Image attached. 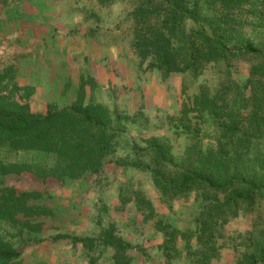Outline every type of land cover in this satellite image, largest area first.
Returning a JSON list of instances; mask_svg holds the SVG:
<instances>
[{
	"label": "rangeland",
	"instance_id": "obj_1",
	"mask_svg": "<svg viewBox=\"0 0 264 264\" xmlns=\"http://www.w3.org/2000/svg\"><path fill=\"white\" fill-rule=\"evenodd\" d=\"M181 2L224 29L233 40L229 51L247 44L264 48V0ZM136 7L135 0H0V97L6 106L46 113L100 105L112 137L95 173L4 177L6 187L31 196L25 207L34 212L0 220V236L23 251L5 264H247L252 253L258 259L264 192L234 215L210 216V205L244 189L220 193L203 184L161 190L148 170L155 164L148 147L164 151L165 183L178 184L179 170L203 165L264 184V68L245 57L198 61L180 71L182 58L175 57L179 67L161 72L151 50L143 59L134 46L136 31L145 28L134 21ZM150 11L144 20L163 19L172 45L189 34L204 55L192 21L173 20L158 7ZM9 161L52 159L19 152ZM108 230L127 245L124 252L101 243ZM56 236L91 241L84 246L70 238L53 241Z\"/></svg>",
	"mask_w": 264,
	"mask_h": 264
},
{
	"label": "trees",
	"instance_id": "obj_2",
	"mask_svg": "<svg viewBox=\"0 0 264 264\" xmlns=\"http://www.w3.org/2000/svg\"><path fill=\"white\" fill-rule=\"evenodd\" d=\"M105 3L108 0H97ZM137 7L133 11L135 23L145 26L136 31L135 47L139 50L143 59L150 55L151 50L159 61L158 68L161 72H170L171 66H178L175 57L182 58L184 67L178 70L185 71L192 68L196 62L207 63L214 60L225 59L236 61L245 57H252L261 62L264 68V48L252 47L247 44L238 46L236 50L229 51L228 46L233 40H228L224 29L215 26L213 20L197 14L181 2V0H135ZM161 8L173 16V20L180 17L190 20L198 28L194 34L199 42L204 55H200L194 46L191 35L182 34L178 45H172L171 34L164 32V21H156L149 25L144 17L151 13L150 7ZM174 25V22H173ZM242 26V24H241ZM264 31V23L262 24ZM251 28V27H249ZM173 29V28H172ZM141 30L146 32L141 33ZM260 44H264V32ZM237 42V41H236ZM235 44V43H234ZM240 44V43H238ZM236 43V45H238ZM260 72L264 71L261 69ZM110 118L108 111L100 105L82 107L74 105L70 109L60 111L49 110L46 113L33 112L26 107L10 109L0 97V220L14 222L19 216L29 217L34 212L25 207L31 198L29 194L18 193L14 189L6 187L4 177L11 174H19L23 171L34 172L43 177H77L81 174L97 172L102 166V160L109 151L111 134L108 124ZM148 150L152 153L155 164L149 168L154 182L161 190L165 186L171 189L174 185L177 190L182 187H196L203 185L212 192L225 193L233 187L243 188V194H233L223 203L210 205V216L217 218L227 214H236L237 207L251 205L257 195L264 192V184H257L253 180H245L238 176L223 175V171L205 170L203 165L191 169L179 170L176 184L163 176L162 169L169 165L164 156V151L156 144H151ZM36 153L40 157L51 158L52 162L42 161L40 164H22L9 161V156L15 153ZM214 175V176H212ZM165 180V181H164ZM148 204V203H147ZM21 225L26 228L31 225L28 219L21 220ZM70 237L56 236L53 241ZM74 244L86 246L91 240L88 238H70ZM101 243L116 253L124 252L127 245L115 238L111 231L102 234ZM256 254H250L246 259L247 264H258L264 260V245L258 248ZM23 254L22 250L15 248L9 241L0 236V264L17 261Z\"/></svg>",
	"mask_w": 264,
	"mask_h": 264
}]
</instances>
